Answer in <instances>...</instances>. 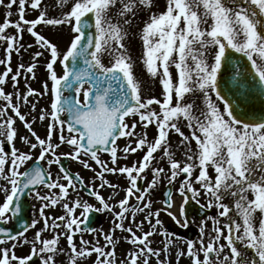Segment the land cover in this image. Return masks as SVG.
Masks as SVG:
<instances>
[{"label":"snow or ice","instance_id":"obj_1","mask_svg":"<svg viewBox=\"0 0 264 264\" xmlns=\"http://www.w3.org/2000/svg\"><path fill=\"white\" fill-rule=\"evenodd\" d=\"M0 6V264H173V255L174 264H264V0ZM137 35L147 85L130 50ZM28 197L38 209L25 207ZM93 212L110 214L107 231L90 226ZM162 214L179 228L195 225L198 235L179 236ZM121 242L131 246L122 257Z\"/></svg>","mask_w":264,"mask_h":264},{"label":"flooded vegetation","instance_id":"obj_2","mask_svg":"<svg viewBox=\"0 0 264 264\" xmlns=\"http://www.w3.org/2000/svg\"><path fill=\"white\" fill-rule=\"evenodd\" d=\"M36 128H37V130L40 132V134L43 135V130L40 128V125H39V124L36 125ZM183 130L187 133V129H186V128L183 129ZM178 139H179V138H178L177 135H173V136H172V141H173V144H174V145H175V143L177 142ZM119 143H120L121 146H122V145L124 144L123 139H121V141H120ZM22 149L26 150L24 147H23ZM61 151H63V149H61ZM103 158H104V159H108L107 155H104ZM135 158H136V157H131L130 159H135ZM122 163H123V161H122ZM67 165L71 168V170H72L73 172L80 171L81 174L85 177L86 180H87V179H90L91 176H92V173H91L90 171H88V170H83L79 164H78L79 166H76V165H75V162H72V163H70V164L67 163ZM53 171H54V172L57 171V169L55 168V166H53ZM150 178H151V177H150V175H149V179H150ZM108 179H110V180H115L116 178H115V177H112V176H109ZM97 183H98V182H97ZM164 191H166V188L163 187V186H161V187H159V188L154 192V194H153V197H152V198H153L154 200L157 201V204H156L157 207L160 206V204H159V200H160V197H161V195H162V193H163ZM102 194L107 198V197L111 194V190L106 188V189L102 190ZM82 195H84V194L82 193ZM123 195H124V193L121 192V193L119 194V196H117L116 199H117V200L120 199ZM84 198H85V199H88L89 202L93 203L94 205L99 206L98 202H97L94 198L88 197L87 195H84ZM134 202H135V201H133V203H134ZM177 202L179 203V197H177ZM26 204H29V205H28L29 207H30V205L35 204L36 207H37V209H38V207H39V203L36 202V201H34V200H32L31 197H28V198H27V203H26ZM29 207H28V208H29ZM117 210H118V209H117ZM56 214H57V215L60 214L59 210H57ZM215 214H216V209L213 208V209H211V210H207V214H206V215H208V216H212V215H215ZM137 218H138V219H142V217H140V216H138ZM162 218H163V220H164L166 226H167L170 230H174V231H175L179 236H181V237L195 238V237L198 235L197 228H196L195 225H193L192 227H190V228H191L190 232H187V230L177 227V226L174 224V222H173L169 217H167L166 215H163V214H162ZM200 219H201V218H200ZM200 219H196V223H197V224H199ZM109 220H110V214L93 212V213L90 215V222H89V223H90V226H92V227L103 228V229H105V230L107 231V230L109 229V227H110V225H109ZM12 226H13L14 228H19V227H20V225H18V224H15V225H12ZM146 227H147V225H146ZM208 228H209V229L211 228V221H208ZM27 235H28L29 239H31V238L33 237V235H34V231H33V230H30V231L27 233ZM115 235H116V237H120V236H121V233H120L119 231H117V232L115 233ZM124 235H127V234L125 233ZM85 238H86V239H89V240H92V239H93V236H92V235H86ZM77 239H78V237H77ZM153 240L156 241V242H158V241L160 240V237L157 235V236L153 237ZM60 243H61V246H62V247H66V241H65V240L62 239ZM100 243H101V244L104 243V240H103L102 237H101ZM156 246L159 247L160 245L157 243ZM130 247H131V246H130L129 244L121 242V243H119V246H118L117 251H118V253L120 254V256L122 257V256H123V253H124V251H125V249H130ZM27 251H28L27 248L18 249V252H27ZM173 252H175V249H173ZM59 259H60V260H64L65 257L61 256ZM94 259H95V256L93 255L92 260H94ZM172 259H173V264H174V262H175V257H174V255H173ZM33 264H39V261L34 259ZM152 264H156V262H155L154 259H153V261H152Z\"/></svg>","mask_w":264,"mask_h":264},{"label":"rangeland","instance_id":"obj_3","mask_svg":"<svg viewBox=\"0 0 264 264\" xmlns=\"http://www.w3.org/2000/svg\"><path fill=\"white\" fill-rule=\"evenodd\" d=\"M163 3H164V0H160V6L161 7H163ZM12 9H14V8H12ZM16 10H17L16 8H15L14 12H13V10H11L13 12V15L11 16V19L13 21L16 20V19H14L15 18L14 15L16 13ZM5 11H6L5 7L0 6V22H3V20L5 19ZM35 15H36L35 12H31L30 14H27V18L31 19ZM144 16H145V14L144 13H141V19H143ZM16 17H17V15H16ZM138 23H139V21H138ZM7 31L10 32V33H14L15 32V29L14 28H10ZM53 31L54 30H51V29H45L44 30L45 34L46 35H49V36H52L53 35ZM133 31H135V29H133ZM27 38H29V40ZM56 38L60 40V46H61V48H63V46H64V40H63V38H61L59 36H57ZM31 40H32V38L25 33V35H24V41L27 43V42H31ZM36 50H37L36 48L31 49L32 52H34ZM130 50H131V53H132L133 57L134 58H137V65H136V73H137V75L143 81H145L146 85L147 84H150L151 83L150 78L143 71L142 66L140 65V62L138 60V57H139V54H140V51H141V41H140L138 35L135 36V38L131 39V41H130ZM0 57H3V52L2 51H0ZM23 62L26 65L29 62V55L28 54H25L23 56ZM41 63H43V61H41ZM16 65H17V58L14 55L13 56V60H12V66H13V68H15ZM2 70H3V68H2V66H0V71H2ZM43 71H44L43 68H40L38 70V76H40L41 78L43 76ZM20 87H21V89L24 88V80L23 79H21V81H20ZM32 87L37 88V89H40L41 88L40 81L37 80V81L33 82ZM9 90H11L10 86H9ZM159 91H160V86H159V83L156 82L155 85H154V91H153L152 94L158 95L159 94ZM46 102L47 101H45V100H41L40 106L41 107L45 106ZM22 111L27 112L28 111V108L22 106ZM18 126L20 127L21 134H24L25 133V131L23 130L24 128H23L22 125H19V122H18ZM17 146L20 147V148H23L24 147V145H22L19 141H17ZM75 165L76 166H79L77 163H75ZM181 264H188V261L187 260H182L181 261Z\"/></svg>","mask_w":264,"mask_h":264},{"label":"water","instance_id":"obj_4","mask_svg":"<svg viewBox=\"0 0 264 264\" xmlns=\"http://www.w3.org/2000/svg\"><path fill=\"white\" fill-rule=\"evenodd\" d=\"M202 211V214H203V210H201Z\"/></svg>","mask_w":264,"mask_h":264}]
</instances>
